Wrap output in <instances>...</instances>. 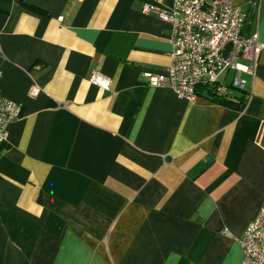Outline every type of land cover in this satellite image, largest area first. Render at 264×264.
<instances>
[{
	"label": "crops",
	"instance_id": "crops-1",
	"mask_svg": "<svg viewBox=\"0 0 264 264\" xmlns=\"http://www.w3.org/2000/svg\"><path fill=\"white\" fill-rule=\"evenodd\" d=\"M172 3L0 0V89L20 109L0 143V264L242 263L264 205V51L243 91L219 79L236 108L145 86L172 47L141 8ZM232 5L264 43V0Z\"/></svg>",
	"mask_w": 264,
	"mask_h": 264
},
{
	"label": "built area",
	"instance_id": "built-area-1",
	"mask_svg": "<svg viewBox=\"0 0 264 264\" xmlns=\"http://www.w3.org/2000/svg\"><path fill=\"white\" fill-rule=\"evenodd\" d=\"M232 1L173 0L170 8L144 5L142 13L152 14L169 25L172 47L168 67L143 74L145 86L168 88L178 99L194 103L201 90L231 95L219 79L225 72L234 71L230 87L243 91L245 81L240 75H254L264 43L259 41L256 30L245 32L247 14L234 7ZM89 83L104 92L110 91L109 79L99 72L90 76ZM19 111V106L3 97L0 89V143L6 142L7 128L18 119ZM239 243L241 264H264V205Z\"/></svg>",
	"mask_w": 264,
	"mask_h": 264
},
{
	"label": "trees",
	"instance_id": "trees-1",
	"mask_svg": "<svg viewBox=\"0 0 264 264\" xmlns=\"http://www.w3.org/2000/svg\"><path fill=\"white\" fill-rule=\"evenodd\" d=\"M206 91L209 92L208 94L209 96H211L210 98L213 102L222 104L224 106L236 108L240 102V96L237 94H234V97L231 98L232 92H231V95H220L211 89H206ZM233 91H237V90H233ZM233 102H236V103H233Z\"/></svg>",
	"mask_w": 264,
	"mask_h": 264
}]
</instances>
